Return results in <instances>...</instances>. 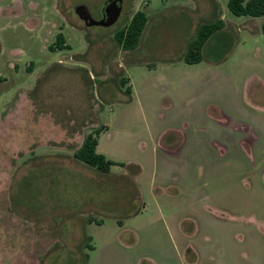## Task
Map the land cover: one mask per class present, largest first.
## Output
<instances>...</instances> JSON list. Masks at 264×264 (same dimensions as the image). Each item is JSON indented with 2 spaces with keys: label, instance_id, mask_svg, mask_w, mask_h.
<instances>
[{
  "label": "rangeland",
  "instance_id": "rangeland-1",
  "mask_svg": "<svg viewBox=\"0 0 264 264\" xmlns=\"http://www.w3.org/2000/svg\"><path fill=\"white\" fill-rule=\"evenodd\" d=\"M228 1L122 0L85 27L75 6L105 0H0V264H264V16ZM89 133L107 173L73 157Z\"/></svg>",
  "mask_w": 264,
  "mask_h": 264
},
{
  "label": "trees",
  "instance_id": "trees-1",
  "mask_svg": "<svg viewBox=\"0 0 264 264\" xmlns=\"http://www.w3.org/2000/svg\"><path fill=\"white\" fill-rule=\"evenodd\" d=\"M228 8L234 15H246L252 17L264 16V0H229ZM147 23V16L143 11L135 12L129 22L114 32V38L123 50L137 48L139 39ZM223 27L221 18L211 22H202L196 29L195 36L186 44L183 59L188 63H196L201 59V51L205 43ZM264 34V22L261 25ZM124 83V80H121ZM130 92V88L126 90ZM97 133V132H96ZM97 136L89 133L82 144L76 149L73 157L97 172L107 173L109 167L115 162L107 159L103 154L96 152Z\"/></svg>",
  "mask_w": 264,
  "mask_h": 264
},
{
  "label": "water",
  "instance_id": "water-1",
  "mask_svg": "<svg viewBox=\"0 0 264 264\" xmlns=\"http://www.w3.org/2000/svg\"><path fill=\"white\" fill-rule=\"evenodd\" d=\"M115 1H117V0H115ZM118 1H121V0H118ZM81 7L82 6L76 7V11H77L79 17L84 20L85 26H91V25H101L104 27L111 26L117 21L119 15L121 13V6H116L113 9V13L109 17H107V18L103 17L99 20H95L90 15L85 16L83 14V12L80 10Z\"/></svg>",
  "mask_w": 264,
  "mask_h": 264
},
{
  "label": "flooded vegetation",
  "instance_id": "flooded-vegetation-1",
  "mask_svg": "<svg viewBox=\"0 0 264 264\" xmlns=\"http://www.w3.org/2000/svg\"><path fill=\"white\" fill-rule=\"evenodd\" d=\"M78 6H82L81 7V11L83 12V14L86 16L90 15L91 16V13L88 9V7L84 4H78L75 6L74 8V13L77 15V18L84 24L85 26V22L83 19H81L76 11V7ZM116 6H121V10H122V0L121 1H115V0H105L103 6L101 7V15L99 17V19L105 17H109L112 13H113V9L116 7ZM94 19V18H93ZM99 19H95V20H99ZM118 20V19H117ZM117 22V21H116ZM115 22V23H116ZM114 23V24H115ZM92 26V25H91ZM112 26V25H111ZM85 27H88V26H85ZM109 27V26H108Z\"/></svg>",
  "mask_w": 264,
  "mask_h": 264
},
{
  "label": "crops",
  "instance_id": "crops-1",
  "mask_svg": "<svg viewBox=\"0 0 264 264\" xmlns=\"http://www.w3.org/2000/svg\"><path fill=\"white\" fill-rule=\"evenodd\" d=\"M184 54V53H183ZM183 54H181V55H183Z\"/></svg>",
  "mask_w": 264,
  "mask_h": 264
}]
</instances>
